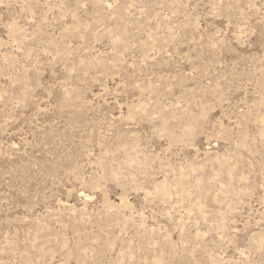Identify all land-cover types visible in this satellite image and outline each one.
I'll return each instance as SVG.
<instances>
[{
    "label": "rangeland",
    "instance_id": "374dc122",
    "mask_svg": "<svg viewBox=\"0 0 264 264\" xmlns=\"http://www.w3.org/2000/svg\"><path fill=\"white\" fill-rule=\"evenodd\" d=\"M0 264H264V0H0Z\"/></svg>",
    "mask_w": 264,
    "mask_h": 264
}]
</instances>
